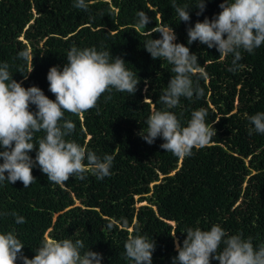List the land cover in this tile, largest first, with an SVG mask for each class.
<instances>
[{"label":"trees","instance_id":"16d2710c","mask_svg":"<svg viewBox=\"0 0 264 264\" xmlns=\"http://www.w3.org/2000/svg\"><path fill=\"white\" fill-rule=\"evenodd\" d=\"M74 2L0 0V63L8 62L13 79L24 87L37 86L55 100L47 74L53 66L63 69L73 45L124 59L140 80L134 95L113 89L101 96L97 108L65 113L75 123L66 139L98 156L112 155L111 175L97 180L88 172L84 180L70 177L56 185L36 166V181L28 188L21 181L0 182V213L15 211L26 220L16 224L15 217L0 215V233L13 231L29 259L45 234L55 240L81 239L84 250L103 255L101 264H133L123 256L129 235L153 238V264H172L178 255L176 240L183 245L186 228L210 230L213 225L228 235L251 238L258 249L264 244V134L249 135L254 125L245 113L264 112V45L253 54L242 51L241 67L233 73L228 71L231 54L221 60L216 48L199 41L188 44L187 28L218 15L224 0H206L201 15L195 7L198 0H175L189 8L190 22H178L172 0H86L88 11L75 8ZM139 10L152 18L146 29L135 28ZM157 24L171 26L174 43L189 47L204 68L203 76L192 77L204 95L181 97L176 108L167 110L187 126L192 112L204 108L206 123L216 130L208 145L182 159L180 168V158L160 147L162 138L150 145L139 135L153 110H165L159 96L173 75L172 65L153 59L144 48L147 40L161 38L150 31ZM21 50L30 51L33 64L17 58ZM30 110L37 111L36 106ZM43 136L36 133L33 142ZM37 150L38 145L29 153L33 160Z\"/></svg>","mask_w":264,"mask_h":264},{"label":"clouds","instance_id":"9594fccd","mask_svg":"<svg viewBox=\"0 0 264 264\" xmlns=\"http://www.w3.org/2000/svg\"><path fill=\"white\" fill-rule=\"evenodd\" d=\"M73 6L83 11H88L89 7L86 0H75ZM171 6L178 22H190L188 7L177 5L175 0ZM219 6L222 11L218 15L187 28L188 44L199 41L208 48H216L221 60L231 54L234 58L228 71L235 73L241 67L238 61L243 58L242 51L253 54L264 45V0H224ZM195 7L199 9L197 15H201L206 0H198ZM136 17L137 30L146 29L152 19L143 10L137 11ZM150 31L160 33L161 38L147 40L144 48L153 59L172 65L173 75L159 96L165 110H153L139 135L150 145L162 138L164 143L160 147L181 159L178 161L180 168L183 158L192 155L194 148L208 145L216 135L215 128L206 123V109L194 110L187 126H182L177 116L167 110L176 108L181 97L191 100L193 96L199 99L204 95V89L194 86L192 79L198 73L203 76L204 68L189 47L174 43L177 37L171 26L157 24ZM66 57L67 63L62 70L53 66L47 74L49 91L55 95V100L49 99L37 86L24 87L13 79L9 63H0V149H3L0 151L3 161L0 163V182L14 184L21 181L28 188L36 181L32 171L36 166L47 175L50 183L56 185L65 184L70 177L84 180L88 172L97 180L111 175L112 155L98 156L66 139L75 131V123L66 119L65 113L79 115L97 108L101 96L113 89L134 95L140 80L126 68L123 58L113 57L107 50L79 49L73 45ZM17 58L33 64L34 56L28 50H21ZM32 71L33 67L27 74L19 72L26 80ZM106 99L110 100L111 96ZM31 105H35L37 111H31ZM245 116L254 125L249 128V135L254 132L264 134V112L251 116L245 113ZM38 132H43L44 136L34 143ZM37 145L33 160L29 153ZM0 215L15 217L16 224L26 222L15 211ZM124 224L127 225L126 220ZM183 233L186 239L182 246L176 240L178 255L172 258V264H211L213 259L219 264H264V244L254 248L251 238L228 235L220 225H213L210 230L186 228ZM24 246L13 231L0 233V264H17L18 260L22 264H101L103 260L101 253L84 250L81 239L55 240L45 234L31 259L23 254ZM155 250L153 238L129 235L123 256L133 264H153Z\"/></svg>","mask_w":264,"mask_h":264},{"label":"rangeland","instance_id":"374dc122","mask_svg":"<svg viewBox=\"0 0 264 264\" xmlns=\"http://www.w3.org/2000/svg\"><path fill=\"white\" fill-rule=\"evenodd\" d=\"M180 160H181V159H179V161H180ZM141 204H146V201L138 203V205H141ZM47 236H48V235H47Z\"/></svg>","mask_w":264,"mask_h":264}]
</instances>
